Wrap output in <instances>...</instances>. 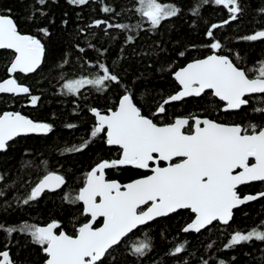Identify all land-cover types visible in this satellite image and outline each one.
<instances>
[{"label": "snow or ice", "instance_id": "6c2138e0", "mask_svg": "<svg viewBox=\"0 0 264 264\" xmlns=\"http://www.w3.org/2000/svg\"><path fill=\"white\" fill-rule=\"evenodd\" d=\"M50 2L56 3L57 0H33L28 20L47 17L46 9ZM66 2L81 7L89 4L90 0ZM96 2L101 3V11L105 14L120 15L114 6L104 5V0ZM136 3L138 6L133 10L150 25L151 30H157L162 22L178 17L184 11L174 2L136 0ZM208 4L223 6L229 13V19L221 24L214 23L206 30V47L211 54L192 59L173 72L178 90L163 99L149 116L144 114L135 93L125 86L117 97L115 107L109 108L107 113L95 107L89 109L95 117L90 132L92 140L64 150L69 153L82 152L101 134L108 147L119 150L117 157L102 159L91 167L78 192H68L62 197L71 206L82 205L80 213L88 217L87 222L76 226L74 234L62 230L58 220L43 226L28 222L21 223L19 227L0 223V233H4L6 239L11 238L13 233L27 234L31 237V243L39 246L44 254V264H113L117 259V247L130 234L150 227L159 218L187 210L192 218L180 231L199 234L217 223L230 226L234 210L264 198V191L243 195L239 191L240 186L264 183V125L226 123L207 115L195 114L177 116L171 122L159 124L152 118H163L167 112L166 105L186 98H203L209 92L222 102L220 111L228 115H240L250 106L254 96L264 98V61L252 69H246L229 54H224L221 41L214 36L215 29L236 21L243 14L241 0H194L189 11L194 17L199 16L200 9ZM258 11L264 15V7L258 8ZM11 12V9L0 11V50L13 53L7 67L9 78L0 81V93L25 94L29 96L30 104L36 106L41 97L31 95L30 88L19 83L16 74L36 73L46 61V44L37 35L22 33ZM62 23L66 26L68 21ZM102 25L106 26L105 34L112 28L135 31L140 27L113 24L107 20H96L89 27L100 28ZM38 31L43 37L51 36L48 27L40 26ZM80 31L83 32V29ZM126 39L128 43H133L135 38L129 35ZM241 39L264 40V30H257ZM77 48L81 53L85 51L79 45ZM178 55L185 57L186 52L181 51ZM236 59L242 57L237 55ZM63 63L67 64L68 61ZM95 67L100 74L66 80L63 83L65 94L78 96L86 86L100 93L108 91L113 85L117 88L121 86L120 75L108 65L98 63ZM252 111L260 114L259 118L264 120V106L254 107ZM66 127L71 129L76 125L67 124ZM52 132L51 123L36 122L20 112L5 111L0 114V152H6L10 142L22 135H47ZM124 168L150 174L127 183L107 178L108 170ZM3 179L0 175V181ZM65 185L64 175L47 171L31 187L22 202L28 205L46 191L55 192ZM101 218L102 224L96 226ZM255 242L264 243V222L247 231L234 230L224 248L233 249ZM186 243L175 246L168 255L177 257L185 251ZM152 249L149 239L139 240L130 246L129 255L145 258ZM232 259L235 260V257ZM0 264H19L13 259L8 243L0 250ZM203 264H208V261L204 260ZM219 264L228 262L220 260ZM261 264H264V256L261 257Z\"/></svg>", "mask_w": 264, "mask_h": 264}, {"label": "trees", "instance_id": "16d2710c", "mask_svg": "<svg viewBox=\"0 0 264 264\" xmlns=\"http://www.w3.org/2000/svg\"><path fill=\"white\" fill-rule=\"evenodd\" d=\"M32 2L0 0V11L11 9L18 29L25 34L37 35L46 44V61L41 68L32 75H16L19 83L30 88L31 95H38L41 99L36 106H32L29 96L25 94L2 95L0 114L5 111L21 112L33 121L51 123L53 132L48 136L18 138L10 143L6 152L0 153V175L4 177L0 181V192H3L0 195V223L19 227L21 223L28 222L42 226L58 220L62 230L74 234L75 227L87 222L88 218L80 213L82 205L67 204L62 199L63 195L78 192L83 186L85 174L97 162L115 158L119 154L117 148H110L104 143L103 134L82 152L64 151L79 146L85 140H92L90 132L95 118L89 109L95 107L107 113L109 108L115 107L118 95L126 86L135 93L144 114L151 116L163 99L178 90L173 72L192 59L211 54L206 47V30L214 23L221 24L229 19V13L223 6L208 4L200 9L199 16L194 17L189 11L194 0H161L174 2L184 11L180 16L162 22L157 30H151L150 25L133 10L138 6L136 0H104V5L116 8L120 13L118 16L102 12V5L96 0H90L89 4L81 7L69 5L66 0H57L47 7V17L29 21L27 17ZM241 2L243 14L236 21L215 29L214 36L221 41L224 54H229L246 69H252L264 61V40L245 41L241 37L264 30V15L258 11V8L264 7V0ZM64 20L68 21L66 26L62 23ZM96 20L140 27L135 31L112 28L105 34V25L89 27ZM40 26L48 27L51 36L43 37L38 31ZM129 35L135 38L133 43L127 42ZM77 45L85 51L81 53ZM181 51L186 52L185 57L178 55ZM237 55L242 59L237 60ZM12 58L13 53L0 51V81L9 77L7 67ZM65 60L67 64L63 63ZM98 63H105L120 75L122 84L119 88L113 85L108 91L100 93L86 86L78 96L65 94L63 83L66 80L100 74L95 67ZM257 106H264V98L252 99L250 106L240 115H228L220 111L221 103L208 93L203 98L166 105L167 112L163 118H152L159 124L171 122L177 116L195 114L207 115L226 123L264 125L260 114L252 111ZM67 124L76 127L70 129L66 127ZM47 171L64 175L66 185L57 192H46L37 201L24 205L22 201L31 187ZM144 175L148 173L132 168L107 171L108 179L121 183ZM239 191L242 195L256 194L264 191V184L243 186ZM191 218L192 214L183 210L136 231L117 247V259L113 264H185V261L187 264H203L204 260L208 264H219L220 260L228 264H261L264 243L255 242L233 249H225L224 244L234 230L247 231L264 222V198L236 210L230 226L217 223L199 234L180 231ZM144 239L150 240L152 251L145 258L129 255L130 246ZM185 241L183 253L177 257L168 255L175 246ZM5 243L9 244L13 259L19 264H44V254L39 246L31 243V237L27 234L13 233L11 238L6 239L5 234L0 233V250L4 249Z\"/></svg>", "mask_w": 264, "mask_h": 264}, {"label": "water", "instance_id": "95a60500", "mask_svg": "<svg viewBox=\"0 0 264 264\" xmlns=\"http://www.w3.org/2000/svg\"><path fill=\"white\" fill-rule=\"evenodd\" d=\"M0 51H2V50H0ZM6 51H9V52H11L10 50H6ZM42 66V65H41ZM39 70V69H38ZM37 70V71H38ZM32 74H34V73H31V74H27V75H32ZM9 75V74H8ZM17 75V74H16ZM23 75H25V74H23ZM9 78V77H8ZM173 79H174V77H173ZM23 85V84H22ZM179 86V85H178ZM210 93V92H209ZM2 95H12V94H10V93H0V96H2ZM21 95H23V94H19V95H12V96H21ZM214 97V96H213ZM215 98V97H214ZM188 99H193V98H186V100H188ZM217 100H218V98H216ZM219 101V100H218ZM181 102V101H180ZM174 103H179V102H173V103H171V104H174ZM13 112V111H12ZM21 113V112H20ZM22 114V113H21ZM92 114V113H91ZM22 115H24V114H22ZM24 116H26V115H24ZM93 116V115H92ZM27 117V116H26ZM29 118V117H28ZM95 118V117H94ZM29 119H31V118H29ZM50 134V133H49ZM49 134H47V135H43V134H28V135H22V136H20V137H17L16 139H18V138H23V137H31V136H48ZM15 139V140H16ZM14 140V141H15ZM10 143H12V142H10ZM112 148H115V147H112ZM0 153H2V152H0ZM139 171H142V170H139ZM142 172H145V171H142ZM150 174V173H149ZM255 183V182H254ZM245 186V185H244ZM240 187H243V186H240ZM57 191H59V190H57ZM57 191H55V192H57ZM47 192V191H46ZM45 192V193H46ZM253 202H255V201H253ZM253 202H249L248 204H250V203H253ZM248 204H246V205H248ZM246 205H243V206H246ZM243 206H241L240 208H242ZM239 208V209H240ZM236 210H238V209H236ZM236 210H234V212L236 211ZM183 211V210H182ZM172 215H174V214H172ZM171 216V215H170ZM88 218V217H87ZM167 218V217H166ZM160 219H163V218H159L158 220H160ZM101 221H102V218L100 219ZM99 220V221H100ZM157 220V221H158ZM102 224V223H101ZM43 226V225H42ZM223 226V225H222ZM211 226H209V228H210ZM206 230V229H205ZM205 230H202V232L203 231H205ZM195 234H197V233H195ZM131 235V234H130ZM129 235V236H130ZM128 238V237H127Z\"/></svg>", "mask_w": 264, "mask_h": 264}, {"label": "flooded vegetation", "instance_id": "af4514ba", "mask_svg": "<svg viewBox=\"0 0 264 264\" xmlns=\"http://www.w3.org/2000/svg\"><path fill=\"white\" fill-rule=\"evenodd\" d=\"M208 94V93H207ZM211 94V93H210ZM254 98H259V96H254L252 99H254ZM193 99H197V98H193ZM216 99V98H215ZM220 102V101H219ZM221 103V107H222V102H220ZM145 173H148V172H145ZM149 174V173H148ZM108 178V177H107ZM257 183H259V184H264V183H261V182H255V183H252V184H257ZM251 185V184H250ZM245 186H247V185H245ZM241 188V187H240ZM239 188V189H240ZM98 222H100V224L99 225H96V226H100L101 225V223H102V221L100 220V221H98ZM97 222V223H98Z\"/></svg>", "mask_w": 264, "mask_h": 264}]
</instances>
